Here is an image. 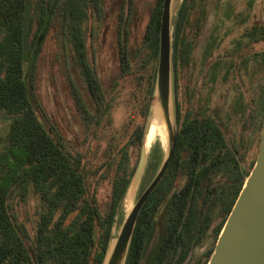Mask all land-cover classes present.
<instances>
[{"label":"trees","instance_id":"trees-1","mask_svg":"<svg viewBox=\"0 0 264 264\" xmlns=\"http://www.w3.org/2000/svg\"><path fill=\"white\" fill-rule=\"evenodd\" d=\"M208 2L182 0L176 12L174 84L177 62L188 56L187 38L201 29ZM161 5L162 0L153 1L132 42L126 29L130 19L122 18V9L119 11L115 75L134 71L132 85L144 86L141 95L145 100L140 105L136 97L131 98L124 125L110 132L105 122L113 106L115 85L110 90L102 87L88 56L93 22L104 14L103 0H0V122L7 124L0 138V264H101L117 208L137 163L152 102ZM27 7L30 16L24 54L22 24ZM53 33L63 44H70L87 91L83 95L70 82L81 127L74 145L47 116L36 89L40 57ZM241 34L250 44L264 43V24L244 28ZM235 43L241 45L239 40ZM261 54L264 65V50ZM209 156L208 151L199 155L192 138H185L177 128L171 162L139 212L125 264H186L192 247L208 240L206 250L193 261L206 263L253 165L249 164L246 175L235 162L224 165L228 179L218 188L212 175L220 166ZM104 183L109 185L105 201L99 196ZM30 195L37 202L35 217L18 221L13 206ZM215 206L220 213L213 224L210 211ZM153 224L157 233L143 256Z\"/></svg>","mask_w":264,"mask_h":264},{"label":"rangeland","instance_id":"rangeland-1","mask_svg":"<svg viewBox=\"0 0 264 264\" xmlns=\"http://www.w3.org/2000/svg\"><path fill=\"white\" fill-rule=\"evenodd\" d=\"M153 1L103 0L104 14L99 21H94L92 25V35L88 39L90 63L100 78L102 87L110 90L113 88V84L115 85L112 91L113 106L108 120L105 122V129L110 132H117L124 125L128 115L129 104H131V98L136 97L140 105L145 100L143 94L141 95V90L144 86L139 88L132 85L136 77L134 71L123 76L115 75L117 71L115 52L119 41L116 39V31L120 21L119 11L122 9V18L128 17L130 19V23L128 22L126 29L128 37L132 42L137 39L139 31L142 29L147 14L153 5ZM181 2L182 0L173 1L174 18ZM89 22L91 24V19ZM254 24H264V0H209L201 29L199 32H196L195 36H188L187 41L192 45V56H194L190 60V74H188L192 81V87L200 88L201 82L205 79L204 77L210 73L209 68L212 65H217L220 71L223 69H232L233 71L227 82L222 81L217 84L215 89L216 94L212 99V103L221 104L223 101L226 104L236 94L238 84L234 73L237 66L241 67L243 82H249L252 94L254 96L257 95L256 86L261 77L260 68L261 64H263L261 53L264 50V43L250 44L246 38H241L243 29ZM57 35L53 33L44 44L36 73V89L47 116L56 123L60 132L74 145L77 142V136L81 134V127L70 91V82L74 83L83 95L86 96L87 91L79 68L74 63L70 44H63ZM237 40L241 42V45L233 51V48L237 46L235 43ZM210 43H212L213 47L209 55V52L205 53L203 50L206 45H211ZM242 60L248 62L247 64H243V67L241 66ZM184 67H187L186 63ZM173 95L175 114L174 72ZM147 115L148 112L144 120V127L147 122ZM6 130L7 124L0 122V138L5 135ZM237 132L238 129L233 123L234 137H236ZM163 148L164 144L161 136L156 137L148 145L147 165L136 197L154 175L160 163ZM227 179L228 175L218 173L213 180L219 188L220 186H225L224 184H226ZM108 193L109 185L104 183L99 191L101 200H107ZM124 202L125 199H122L117 208L114 222L115 231L119 228L126 214ZM36 207L37 202L30 195L25 202L14 204L13 212L17 216L18 221L24 219L29 221V219L35 217ZM219 213L218 206L211 209L210 216L213 224L218 221ZM156 233L157 228L155 227L148 249L152 247L154 242L153 237ZM207 246L208 240H205L202 245L194 247L193 253L195 257L191 255L186 264H193V261L195 262L197 256L203 253ZM143 264L146 263L143 262Z\"/></svg>","mask_w":264,"mask_h":264},{"label":"water","instance_id":"water-1","mask_svg":"<svg viewBox=\"0 0 264 264\" xmlns=\"http://www.w3.org/2000/svg\"><path fill=\"white\" fill-rule=\"evenodd\" d=\"M173 1L162 0L158 31V59L152 102L148 109L137 163L122 196V199H125L124 204L129 202L130 205L126 209L119 228L115 231L114 223L111 227V237L107 242L101 264H125L139 212L160 182L175 150L177 127L174 114L172 68ZM29 16L30 7H27L22 24L24 54L28 47ZM155 117L162 129L163 153L154 175L136 197L147 165V127L149 121ZM154 228L153 224L146 238L143 254L153 236ZM205 264H264V112L258 150L253 165L245 176Z\"/></svg>","mask_w":264,"mask_h":264},{"label":"flooded vegetation","instance_id":"flooded-vegetation-1","mask_svg":"<svg viewBox=\"0 0 264 264\" xmlns=\"http://www.w3.org/2000/svg\"><path fill=\"white\" fill-rule=\"evenodd\" d=\"M191 46L188 56H183L177 62L178 76L175 74L174 84L177 128L180 129L182 136L192 138L199 155L206 154L208 151L209 160L220 166L219 170L212 175L213 179L218 173L227 175L223 169L224 165L232 162L238 165L244 175L249 170V164L255 159L259 142L260 124H262L264 112V65L261 64V77L257 82L256 96L252 94L249 82H243L241 67L237 66L234 73L238 84L236 94L226 104L223 101L221 104L212 103L217 84L222 81L227 82L233 71L232 69L220 71L217 65H212L209 68L210 73L204 77L200 88L192 87V81L188 75L190 60L194 57ZM212 47V45H206L203 51L206 53L208 49L210 55ZM185 63L187 67H184ZM245 63L248 62L242 60L241 66L243 67ZM233 123L238 129L236 137L233 134ZM193 252L192 247L189 257L191 255L195 257Z\"/></svg>","mask_w":264,"mask_h":264},{"label":"bare ground","instance_id":"bare-ground-1","mask_svg":"<svg viewBox=\"0 0 264 264\" xmlns=\"http://www.w3.org/2000/svg\"><path fill=\"white\" fill-rule=\"evenodd\" d=\"M160 136H161V139H162V142H163L164 138H163V134H162V129L159 126L158 119L155 117L154 119L149 121V124H148V127H147V133H146V143H147V145H150L156 139V137H160ZM128 203L129 202H126L124 204V209L125 210L128 209V207L130 205Z\"/></svg>","mask_w":264,"mask_h":264}]
</instances>
